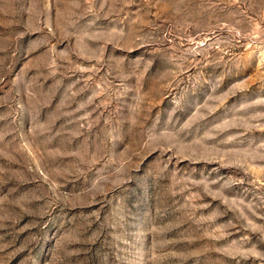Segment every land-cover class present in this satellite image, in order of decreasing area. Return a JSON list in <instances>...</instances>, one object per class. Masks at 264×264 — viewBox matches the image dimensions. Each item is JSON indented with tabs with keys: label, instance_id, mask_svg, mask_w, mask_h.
I'll use <instances>...</instances> for the list:
<instances>
[{
	"label": "rangeland",
	"instance_id": "obj_1",
	"mask_svg": "<svg viewBox=\"0 0 264 264\" xmlns=\"http://www.w3.org/2000/svg\"><path fill=\"white\" fill-rule=\"evenodd\" d=\"M0 264H264V0H0Z\"/></svg>",
	"mask_w": 264,
	"mask_h": 264
}]
</instances>
